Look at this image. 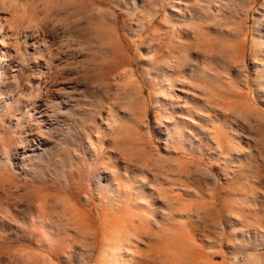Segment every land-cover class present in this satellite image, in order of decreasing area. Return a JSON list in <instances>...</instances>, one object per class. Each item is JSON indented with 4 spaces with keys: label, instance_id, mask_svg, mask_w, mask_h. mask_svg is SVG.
<instances>
[{
    "label": "rangeland",
    "instance_id": "rangeland-1",
    "mask_svg": "<svg viewBox=\"0 0 264 264\" xmlns=\"http://www.w3.org/2000/svg\"><path fill=\"white\" fill-rule=\"evenodd\" d=\"M0 264H264V0H0Z\"/></svg>",
    "mask_w": 264,
    "mask_h": 264
}]
</instances>
